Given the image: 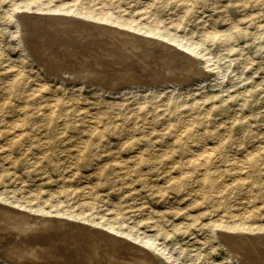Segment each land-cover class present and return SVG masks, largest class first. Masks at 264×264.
<instances>
[{
  "label": "rangeland",
  "instance_id": "1",
  "mask_svg": "<svg viewBox=\"0 0 264 264\" xmlns=\"http://www.w3.org/2000/svg\"><path fill=\"white\" fill-rule=\"evenodd\" d=\"M100 1L0 0V206L51 224L25 233L28 237L18 244L37 247L42 256L8 260L17 264H263L259 256L264 245L251 244L244 234L256 235L248 230L257 227L264 232V0ZM97 7L111 20L138 26L150 23L163 35L197 43L205 56L157 35L83 17L86 10L96 14ZM37 14L134 31L190 54L196 60L194 68L205 70L206 75L205 80L195 78L174 92L190 105L185 108L187 120L176 122L170 102L153 107L149 92L134 100L123 92L96 91L90 83L78 80L84 83L81 86L70 77L65 81L55 77L58 71L78 75L74 78L91 76L87 72L92 58L52 61L54 69L36 60L38 53L31 52L41 47L37 44L44 39L38 36H45L43 27L35 31L30 27ZM206 58L210 68L199 63ZM16 82L31 90L19 92ZM48 100L54 102L50 105ZM37 105L39 114L34 112ZM166 105L168 115H162ZM74 110H79V118ZM123 112L131 113L124 122L130 131L114 133L112 127L121 122L114 115ZM40 117L57 124L53 141L33 136L30 129L39 126ZM94 120L99 126L92 133L85 131L91 134L89 139L60 132L62 123L90 125ZM182 126L188 127L189 138L180 135ZM175 136L180 141L175 142ZM81 141L87 147L77 154ZM203 144L213 149L207 154L210 171L205 175L179 162L184 156L181 146L201 149ZM0 236V243L8 239L1 229ZM154 247L162 253L153 252ZM4 256L0 255V264H6Z\"/></svg>",
  "mask_w": 264,
  "mask_h": 264
},
{
  "label": "bare ground",
  "instance_id": "2",
  "mask_svg": "<svg viewBox=\"0 0 264 264\" xmlns=\"http://www.w3.org/2000/svg\"><path fill=\"white\" fill-rule=\"evenodd\" d=\"M100 2H102V0ZM183 8H185V7H183ZM95 11H97L96 14H93L94 12L92 13V11L86 10L82 15H83V17L88 18V19L90 18V19H95V20H100V21L101 20L109 21L110 23L117 24L120 27L129 28V29H132L134 31H139V32L142 31L143 33H147V35L148 34H151L154 36L157 35L158 37L160 36V38L166 39V41H169V43L172 42L173 44H175V46H178V47H181L183 49H187V50L191 51L192 53H194L195 55H198L201 58H204V56H205V53L199 50V48H198L199 44L193 43L191 41H189L187 43H183V42H181V39H178L176 37H172L169 35H163L157 30V28L151 27L149 25L150 23L146 24L145 26H138V25L133 24V22H126L125 23V22H122V21L117 20V19L111 20L108 18L107 12L102 8L97 7L95 9ZM41 15H38V14H37V16L35 15L32 22L29 21L31 19H28V21L30 22L29 23L30 27L31 26L33 27V31H35L37 28H40V27L44 28L43 33L45 34V36H43V35L38 36V37H41V39L42 38L44 39V40L42 39L43 40L42 42L40 41L39 44H37V45L41 46L40 49H38V48L36 49V47H35L34 52H31L32 54L38 53V55L34 54L35 55L34 58L36 60L38 59V61L40 63H44V62L46 63L47 62L48 65L52 64V66L49 68L51 69L53 67V69H54V64H56L60 60H62V62H63L64 59L67 60V59H70L74 56L75 57L82 56V57L92 58V60L89 63L91 71H89V72L86 71V72L92 73L93 76L91 74V76H89V77L86 75H83V76H79L78 78H74V77H77L78 75L71 74L69 70L68 71L71 75H68V73H66L67 76L62 75V74H58L60 72L57 70L58 71L57 74H54L55 77H58V78L62 77L63 79L64 78L68 79L70 77V80H73V81L74 80H76V81L81 80L84 83H90L91 84L90 86L94 87V89L96 91H102V90L106 89V90H108V92H113V91H116L114 93H122L123 92L122 93L123 96L129 95V96L133 97L134 100L137 99V97H141V99H143V94L149 92L152 95V97L148 101H153V102H151V104H153V107L157 108V106L160 103L170 102L171 104H173V112L175 113L174 119L177 118L176 122L183 123V121L185 122V119L187 120V118H185L186 112H187L186 109L187 110L190 109V105H186L185 103L181 102L179 95L175 94L174 92L181 89L182 87H187V85H189L187 83L195 80V78L205 80L204 77L206 75V74H204L205 70L202 72V71H199V69L196 70L197 68L196 69L194 68V61H196V60H192V58L190 57V54L188 56L183 51H180L176 47L169 45L168 42L165 43L164 41H161V40L159 41L156 39H150L148 37H143V36H140L138 34H135L134 31H133V33H131V32L116 28V27L109 26L107 24L106 25L91 24V23H88L87 21H82L80 19L77 20V23H76V22L69 21L72 18L70 19L69 17H65V16L62 17V16H52V15L51 16H43V15L41 16ZM65 18H67V20ZM77 19H78V17H77ZM90 22H91V20H90ZM155 24H157V23H155ZM27 26H28V23H27ZM43 28H42V30H43ZM41 33H42V31H41ZM224 37H225L224 40H226L228 42L229 37H227L226 35H224ZM253 37H254V35H253ZM198 56H197V58H198ZM209 60L210 59L206 58L205 60L200 61L199 63H200V65H201V63H203V67L210 68L211 66L208 65V63L210 62ZM52 61H54V64L52 63ZM116 63L121 64V67L119 68V67L114 66V64H116ZM68 64H69V62H68ZM174 64H177V65H174ZM42 65H44V64H42ZM69 69H71V68H69ZM72 69H73V66H72ZM78 69H81V68L78 67ZM200 70H202V69H200ZM73 71H75V70H73ZM218 73L219 72H215V75H218ZM84 77H86V79H82ZM64 81H65V79H64ZM23 82H25V81H23ZM77 83L81 84V86L84 85V83H81V82L79 83V81ZM15 84L17 86L16 90H18L19 92L31 90L29 88L25 89L24 86L22 87V85L19 84V82H16ZM31 87H33V86H31ZM162 96H164V97H162ZM158 98H162V99H160L159 102H155ZM52 102H54V101L48 100V102H46V103H49L51 105ZM39 106L37 105L36 109L34 111L36 114L40 113ZM161 107H162V105H161ZM196 107H197V105H196ZM167 109H168V107L166 105V107L164 109V113L162 115H168L166 113ZM74 111H75V114H74ZM74 111L72 112V114H74L75 116H77L79 118V115H80L79 110L78 111L74 110ZM121 114L122 115H120V114L114 115L113 114L117 118V120L121 121L120 123L116 122L115 126L112 127V129H114V131H113L114 133L116 131H121V130H127L128 132L130 131L129 128H127L128 127L127 123H124V122H126V121L128 122L130 120L131 113L123 112ZM145 114H146L145 116L148 115L147 113H145ZM48 115H49V117H51L50 115H54V110L51 108V106H50ZM140 117H141V115H140ZM179 117H181V118H179ZM40 119H41V122H39V124H38L39 126L33 125L30 129L32 131L33 136L34 137L45 136L44 138L48 139V141L46 140L45 142H50V140L53 141L54 140V131L56 130V127L54 125H57V124H55L54 121H52V122L47 121L48 119H46L44 117H40ZM75 120H77V119H75ZM91 123L92 124H90V125H85L83 123V121H79V122L78 121H70V122H68V124L66 126H64L65 123H62L61 124L62 130L60 132L62 134H73V133L75 134V133H77V134L82 135L84 137H87V139H89L91 137L90 133H92V131L95 130L99 126L98 123L95 122V120H94V122H91ZM186 126L185 127L182 126L183 128L180 129V133H181L180 135L181 136L187 135V138H189V134H188L189 132L187 131L188 127H186ZM83 127H85V129H83ZM85 131L90 132V133L87 134ZM180 139H181L180 136H178V137L175 136V138H174L175 142L180 141ZM193 142L195 144H198V142L195 140H193ZM193 146H196V145H190V146L183 145L180 147V153L184 156H183V159L179 162H181L182 166H185L186 168H188L193 173H198L199 171H203V175L208 174L210 169H209V164H208L209 159H208L207 154L212 153L213 149L208 148V147L205 148L204 144L201 146V149L198 148L197 146L196 147H193ZM86 147H87V144L85 141L79 142L78 146H77L76 153L79 154V153L83 152V150H85ZM191 147H193V148H191ZM203 148H204V150H203ZM13 203H11V204H13ZM8 207H9V205H8ZM46 212H48V211H46ZM147 214H148V212H147ZM27 215L28 214H24L20 210L18 212L14 209L9 210L6 207L0 206V229L2 231H5V235H7V238H8L6 240H3L0 243V255L1 256L5 255L4 257L6 259L4 258V262L6 264H17L15 260H10V259L8 260L7 257H10V258L14 257L15 259L24 258V260H26V259L31 260V259L36 258L38 256L40 257L44 254V253H41V251H39L37 247L36 248H25V247L20 248V247H18V244L21 243V241L23 240V237L24 238L28 237L25 233H28V232L33 233V231L35 229L42 228L45 224H46V227H48V228L51 227V224L48 225V220H41L39 223H37L34 219L30 218L31 216L29 217ZM55 221H53V222H55ZM70 223H71V221H70ZM70 228H71V226H70ZM79 228H80V226H79ZM236 229H238L240 231H244L243 228H240V227H236ZM52 230H54V229H52ZM97 231H99V230H97ZM248 231H250V233H256V235H254V236H249L250 234L247 235V233L244 234L245 237H247V239L250 240L251 244H255V242H259L262 245H264V232L259 231L258 227L257 228H250ZM254 231H256V232H254ZM77 232H79V231H77ZM36 233H37V231H36ZM100 233H101V231H100ZM110 234H111V232H110ZM238 234H239V232H238ZM55 235H57V234H55ZM49 239L51 241L52 238H49ZM141 239H143V238H141ZM134 240H132V241H134ZM256 240H259V241H256ZM124 243H126V242H124ZM12 244H14L15 246ZM139 244L141 245V243H139ZM7 245H9V246L11 245V246L6 247ZM27 245H28V243H27ZM144 245L151 246V244L147 243V242H145ZM84 246H85V244H84ZM107 246H109V245L107 244ZM147 246H146V248H147ZM115 248H117V247H115ZM122 250H123V248H122ZM154 250L162 253V251L157 250L156 247H154L153 252H154ZM262 250H264V248ZM117 252H119V250ZM79 255H80V253H79ZM116 256L119 258L118 254ZM260 256H259V259L262 258L264 260V251L260 252ZM103 257L101 256L100 260ZM108 258H111V255H109ZM253 258H254V256H253ZM115 262H116V260H115ZM23 263L24 262H22L21 264H23ZM35 263H36V261H35ZM109 263H111V262H109ZM137 264H138V261H137Z\"/></svg>",
  "mask_w": 264,
  "mask_h": 264
}]
</instances>
